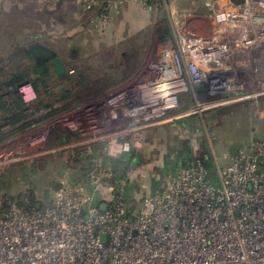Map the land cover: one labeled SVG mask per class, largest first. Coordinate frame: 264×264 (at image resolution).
Wrapping results in <instances>:
<instances>
[{
    "label": "built area",
    "instance_id": "obj_1",
    "mask_svg": "<svg viewBox=\"0 0 264 264\" xmlns=\"http://www.w3.org/2000/svg\"><path fill=\"white\" fill-rule=\"evenodd\" d=\"M203 8L209 34L172 28L136 77L54 128L65 159L86 158L79 182L61 183L41 208L26 193L0 194V264H264L263 139L224 154L218 186L200 160L180 166L134 217L123 188L107 185L108 198L97 197L112 175L104 157L140 148L145 131L264 96V0H206ZM17 91L26 105L36 96L28 81ZM47 142L31 136L25 151L0 157V174L30 152H47Z\"/></svg>",
    "mask_w": 264,
    "mask_h": 264
},
{
    "label": "rangeland",
    "instance_id": "obj_2",
    "mask_svg": "<svg viewBox=\"0 0 264 264\" xmlns=\"http://www.w3.org/2000/svg\"><path fill=\"white\" fill-rule=\"evenodd\" d=\"M63 2L59 0L57 9L51 11L47 18L35 8L33 11L29 9V0H0V72L2 67L5 73L24 70L29 74L30 80L37 82L39 79V75L33 72L31 60L23 56V48H14L16 43L21 42L22 37L25 39L23 46L39 42L54 49L68 70V74L62 79L57 76L55 79L54 76L44 85L38 83L36 87L39 93L28 104H37L39 100L49 102L51 107L42 110L40 113L42 115L53 108L61 110L0 143L2 158L14 155L22 149L25 151V145L31 136L48 135V142L44 147L47 152H30L32 155L35 154L32 158L12 162L0 174V194L18 197L22 193H31L35 200L39 199L43 204L50 202L53 192L61 183L69 185L79 182L77 179L79 174L75 167L78 163L74 159L78 154L64 158L66 156L64 151L56 148L57 142L52 138L54 128L62 127L60 123H64L65 119L77 117L83 105L94 103L111 87L136 77L147 61L154 58L159 45L172 37V28L201 35L209 34L211 30V21L203 10V0H161L152 6L142 0H122L121 4L109 2L105 7L96 6L92 0H65L66 7H63ZM44 3L50 4V1ZM138 9L149 13L148 25L121 43L115 42L110 30L105 32L104 27H100L102 23L118 21L120 13L124 11L131 16L136 14ZM12 56H15L13 62L8 59ZM70 70L73 72L70 73ZM193 103L194 101L190 99L187 105ZM239 103L244 105L240 110L231 111L216 121H206L205 116L211 109L230 105L235 107ZM213 108L184 116L202 115L203 121L195 117L198 119V129L194 130L196 128L193 127L192 130L193 133H199L197 139L186 141V145L183 144V147L177 148L175 152L172 149L170 153L165 151L163 156L155 157V161H152L154 162L152 174L147 175L138 171L137 183L141 185L138 194L144 197L156 192L161 193L180 166L195 163L196 160L202 162L201 154L205 151L210 160L208 169L215 185L218 186L216 164L224 167L227 163L224 154L236 150L248 141L250 128L255 127V118L259 115L255 113V104L245 100L228 102ZM168 125L166 128L164 125L154 127V131L160 128V137L165 139L172 134V137H175L172 139L174 141L175 134L180 135L179 129L175 130L176 133L170 132ZM151 138L153 142L157 136ZM164 139L161 142L163 144L168 140ZM157 141L160 142L159 139ZM191 143L194 144L192 150L188 149ZM134 150L115 158L118 162L127 160L125 169H120L117 174L119 177H127L125 170L128 171V168L132 173L136 172V165L130 159L136 153ZM123 193L129 205L130 197L126 191ZM135 201L133 199L131 204L134 205ZM136 205L138 212L140 201Z\"/></svg>",
    "mask_w": 264,
    "mask_h": 264
},
{
    "label": "trees",
    "instance_id": "obj_3",
    "mask_svg": "<svg viewBox=\"0 0 264 264\" xmlns=\"http://www.w3.org/2000/svg\"><path fill=\"white\" fill-rule=\"evenodd\" d=\"M92 1H94V4H96V6L98 5L100 6V3L103 2L104 0H92ZM143 1L147 5L152 6L161 0H143ZM234 1L237 3H240V0H234ZM105 6H106V3L105 2L102 3V7H105ZM99 13L100 11L98 12V14ZM101 26H104V24H101ZM24 43H25V40L24 38H22L20 43H16V45H14V48L16 49L23 48V51H22L23 56L31 60L33 64V72L36 75H39V79L37 80V82L30 80L29 74L25 72L24 70H19L16 72L11 69L12 71L10 73H5L2 67V71H1L2 73L0 72V115H1L0 143L16 135L20 130L26 129L28 127L35 125L36 123L42 122L46 118L55 115L57 112L61 110V109L53 108L50 111H48V113H44L42 115L40 114L42 110L51 107V104L49 102H45L44 100H41V101L39 100L37 104L26 105L23 103L17 91L19 84L25 81L30 82L34 87L36 94H38L39 92L36 87L38 83H42L44 85L48 79H51L54 76H55V79H57L51 65L45 62L36 64L33 61L30 51L28 49L29 43L27 44L28 46L27 45L23 46ZM14 58L15 56H12V58H8V59H10V61L13 62ZM236 107L237 106L233 107L232 105H230V106H220V107L213 108L210 111H208V113L205 116V119L206 121L208 120L216 121L217 119L222 118L224 115L230 113L231 111L236 110ZM195 117H198L199 119L203 121L202 115L196 114V115H191V116L184 117V118H179L171 123H168L169 125L168 124L164 125L163 126L164 128H166L167 125L169 126L168 128H170L169 129L170 132L176 133L175 130L179 129V133H180V135L178 133L175 134L176 139L174 141H172V139L175 137H172V134H169L168 138H165L168 140L164 144L161 143L163 142L164 138L159 136V133H161L160 128H157L155 131H154L155 128L145 131L143 134V138H142L143 146L137 149L136 151L134 149H131L129 151L131 152L132 150H134L136 152L130 158L132 159V163L134 162L136 165L135 166L136 172L134 171L132 173L131 170H129L128 168V171L125 170L127 177H119L117 175L120 169L122 170L125 169V167L127 166V160L118 162V159L115 160V158L104 157V163L110 166V168L112 169V175L105 181V184H103L104 186L97 197L102 200H106L108 198L109 193L105 189V186L107 185L114 186L115 189L117 190L119 188H123L124 191H126L128 197H130L129 205L125 203V206L127 209V216L128 217L136 216V206H137L136 203L138 201L141 202L143 199L142 194L140 193L138 194L139 192L138 190L141 188V185H138L137 183L138 182L136 178L137 172L138 171L141 173L144 172L147 175L152 174L154 170V165H153L154 162L152 161H155V157L157 158L158 155L163 156L165 151L170 153L172 149H174V152H175L177 148L179 149V147H183V144L186 145V141L197 139L196 137L198 136L199 133L198 132L193 133L192 131L193 127L196 128L194 130L198 129V124H197L198 119H195ZM191 118H193L194 120ZM7 129L9 130L6 131ZM153 136H157V139L155 140L156 142L155 141L151 142V139H153L151 137ZM158 139L160 140V142L157 141ZM193 143L197 144V142H193ZM193 143H191L190 148L188 149L190 150L193 149V146H194ZM159 146L160 148H158ZM184 151L187 152L186 150ZM149 152H151V154ZM201 156H202L201 157L202 163L208 169V165L210 161L208 157V153L205 151L201 154ZM82 157L84 156L77 155V157L76 156L74 157L75 161L78 163L75 166L77 169V174H79L77 178L78 180L84 177L85 171H86L85 164H84L86 158H82ZM185 157H187V155H185ZM26 195L28 197L29 204L31 207L41 208L46 205V204L41 203V201L39 202V199L35 200V197L31 195V193L30 194L28 193ZM133 199L136 200L135 201L136 203L134 205L131 204V201Z\"/></svg>",
    "mask_w": 264,
    "mask_h": 264
},
{
    "label": "crops",
    "instance_id": "obj_4",
    "mask_svg": "<svg viewBox=\"0 0 264 264\" xmlns=\"http://www.w3.org/2000/svg\"><path fill=\"white\" fill-rule=\"evenodd\" d=\"M47 1H50V4L44 3ZM58 2H59V0H44L42 2H40L39 0H29V5H30L29 9H31L33 11L35 8V10L37 12L42 13L43 15H45V17L48 18L49 15L51 14V11H54L55 9H57V3ZM60 2H63V7H66L65 0H60ZM203 2L205 3L206 0H203ZM121 3H122V0H113V2L110 4H121ZM130 4H133V3H130ZM128 8H129V6H128ZM58 9H59V6H58ZM144 10H146V9H144ZM115 12H118V11H115ZM123 13H125V15H123ZM60 14L61 13H58V15H60ZM149 16L150 15L147 11H146V13H144V12L140 11V9H138L136 14H132L131 16L126 11H124V12L120 13V17H119L118 21H115V22L112 21L110 23H108V22L102 23V24H104V26H102V27H104L105 32L110 30L111 36H113L115 38V42L117 41V42L121 43L123 40L134 36L141 29L146 27L148 25V21L150 19ZM100 27H101V25H100ZM22 38H24V37H22ZM245 101L251 102V104H255V108H256L255 113L257 115H259V117L257 116L255 118V124H256L255 127L253 126L250 128L248 141L245 142L244 145H241V146H249L251 144V142L254 140H261V139L264 140V96L260 97L259 99H257L256 101H253V102L247 101V100H245ZM243 106H244L243 103H239L238 106L236 107V110L237 109L240 110L241 107H243ZM226 115H228V114H226ZM141 146H142V144H141ZM241 146H239V147H241Z\"/></svg>",
    "mask_w": 264,
    "mask_h": 264
},
{
    "label": "water",
    "instance_id": "obj_5",
    "mask_svg": "<svg viewBox=\"0 0 264 264\" xmlns=\"http://www.w3.org/2000/svg\"><path fill=\"white\" fill-rule=\"evenodd\" d=\"M164 32H166V30H164ZM28 49L31 57L36 63L41 61L49 62L58 78L62 79L67 75L66 68L54 49L39 42L29 44ZM99 208L102 210L105 209V204H100Z\"/></svg>",
    "mask_w": 264,
    "mask_h": 264
},
{
    "label": "flooded vegetation",
    "instance_id": "obj_6",
    "mask_svg": "<svg viewBox=\"0 0 264 264\" xmlns=\"http://www.w3.org/2000/svg\"><path fill=\"white\" fill-rule=\"evenodd\" d=\"M56 52V51H55ZM56 54H57V52H56ZM58 56V55H57ZM33 59V58H32ZM34 61V60H33ZM35 62V61H34ZM42 62V61H41ZM41 62H39V63H41ZM36 63V62H35ZM39 63H36V64H39ZM45 63H48V62H45ZM65 66V65H64ZM66 68V67H65ZM66 71H67V74H68V70H67V68H66ZM169 136V135H168Z\"/></svg>",
    "mask_w": 264,
    "mask_h": 264
}]
</instances>
